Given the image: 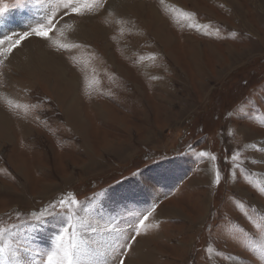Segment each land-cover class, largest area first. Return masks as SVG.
<instances>
[{
	"label": "rangeland",
	"instance_id": "374dc122",
	"mask_svg": "<svg viewBox=\"0 0 264 264\" xmlns=\"http://www.w3.org/2000/svg\"><path fill=\"white\" fill-rule=\"evenodd\" d=\"M2 2L0 48L53 14L54 29L0 57V226L71 193L105 253L81 264H264V0ZM36 42L54 62L25 67ZM24 226L20 242L52 247L50 224Z\"/></svg>",
	"mask_w": 264,
	"mask_h": 264
},
{
	"label": "snow or ice",
	"instance_id": "6c2138e0",
	"mask_svg": "<svg viewBox=\"0 0 264 264\" xmlns=\"http://www.w3.org/2000/svg\"><path fill=\"white\" fill-rule=\"evenodd\" d=\"M39 3H43V0H38ZM24 0H15L12 7L23 6ZM100 0H61L58 5L62 7L64 15H69V10L78 16H83L86 13H94L97 10ZM9 5L4 4L0 0V16L4 15L8 11ZM54 14L48 18V26L39 24L37 27L32 28L31 31L24 32L19 35L14 43L10 44L6 48H0V57L7 59L8 55L12 52L13 48L19 45L21 40L27 39L31 35L50 39L49 33L53 31ZM8 39H11L10 37ZM4 41L0 40V44ZM60 48H67L68 45L61 44ZM2 62V61H0ZM11 103V102H10ZM260 151H264L262 146ZM201 157H207L209 154L206 152H200L198 154ZM238 154L233 155L232 159L238 160ZM215 160V157H211ZM217 184L220 183V173L216 172ZM86 211V205H80L79 201L71 193L61 197L55 201L50 202L47 206L39 211L31 212V221H19L17 224H12L7 227L0 226V256H7L9 258V264H81V256L87 249L89 255L94 258L103 257L104 252L100 251L98 247L89 246V242L84 238L82 230L90 229L95 232L97 228L91 227L88 222L80 218L79 213ZM151 211L147 212L138 220L135 227V235L130 237L131 240H135V236L139 235L141 230L145 227V221L148 220ZM19 217V213H17ZM29 225L35 231L37 227L42 228L45 225L50 224L56 231L52 240V247L47 251L40 249H31L26 244L20 242L17 238L19 234L28 231L24 225ZM262 231H264V218H262L258 225ZM105 232L119 233L118 228L105 227ZM264 241V238H262ZM96 244L95 241L92 242ZM130 248V244L120 243L119 239L112 245L113 251L117 248ZM261 255H264V242L260 245H253ZM39 258V260H37ZM123 264V260L120 261Z\"/></svg>",
	"mask_w": 264,
	"mask_h": 264
},
{
	"label": "bare ground",
	"instance_id": "6f19581e",
	"mask_svg": "<svg viewBox=\"0 0 264 264\" xmlns=\"http://www.w3.org/2000/svg\"><path fill=\"white\" fill-rule=\"evenodd\" d=\"M118 1V0H117ZM112 3H114V2H112ZM141 5H143V4H141ZM140 8V7H139ZM153 11V10H152ZM68 21V20H67ZM69 23V22H68ZM1 27H0V29H1V31L4 29V27L2 26V25H0ZM72 28V27H71ZM82 30V29H81ZM78 33V32H77ZM33 43L34 41L32 40V41H29V42H25L23 45H22V47H21V49H19V50H16L15 52H13V54H12V56H11V60H12V63L13 62H17V60H18V58L20 57V56H23V54H25V53H23L24 52V47L25 46H27V45H30L29 43ZM40 42H36L35 43V45H36V48H35V53L33 54V56H31V55H29V56H27V58H24L23 57V61H25V62H23V64H26V66L25 67H28L27 65L31 62V61H33V60H35V61H37L38 62V64L40 65V63L42 64H49V63H53L54 62V60H53V55H52V53H48L44 48H43V44H42V42H41V44H39ZM35 47V46H34ZM47 50H49V49H47ZM26 51V50H25ZM33 51V50H32ZM52 55V56H51ZM10 60V61H11ZM22 63V62H21ZM32 63V62H31ZM13 65H15V64H13ZM22 64H20V66H21ZM55 65H56V63H55ZM57 65L58 66H56L57 67V69H58V71L59 72H62V74L63 75H66V68L65 67H62V63L61 64H58L57 63ZM17 66V65H16ZM23 67V66H22ZM24 67V68H25ZM16 69V68H15ZM76 84V83H75ZM72 105V104H71ZM78 116V115H77Z\"/></svg>",
	"mask_w": 264,
	"mask_h": 264
}]
</instances>
